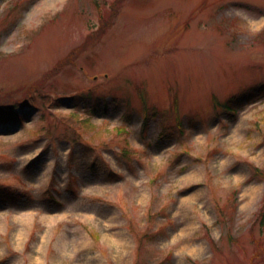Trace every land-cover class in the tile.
Here are the masks:
<instances>
[{
  "label": "rangeland",
  "instance_id": "obj_1",
  "mask_svg": "<svg viewBox=\"0 0 264 264\" xmlns=\"http://www.w3.org/2000/svg\"><path fill=\"white\" fill-rule=\"evenodd\" d=\"M114 3L0 0V264H264V0Z\"/></svg>",
  "mask_w": 264,
  "mask_h": 264
},
{
  "label": "trees",
  "instance_id": "obj_2",
  "mask_svg": "<svg viewBox=\"0 0 264 264\" xmlns=\"http://www.w3.org/2000/svg\"><path fill=\"white\" fill-rule=\"evenodd\" d=\"M120 0H115V6H117V4L119 3ZM113 11V12H112ZM110 12L111 13H115L116 10L114 7H110ZM101 20L105 21L106 20V17L103 16V18H101ZM106 31V28L104 27H99V29L97 31H95L94 33H90L88 34L85 38L87 40H93L97 35L100 36V34L103 32ZM102 33V34H103ZM101 38V36H100ZM86 42L82 45H80V47L78 48H75L74 50L72 51H80L81 49H84V47L86 46ZM77 53H71L67 56H65L64 58L58 60L57 62V67L55 69H52L50 70V74L51 72H55L57 70H59V68H61V66L67 62V61H70L73 57H75ZM37 83V82H35ZM37 87H33L32 85H30V87H28L27 89L24 90V96L23 98L26 97V95H31L33 93V91L36 89ZM73 96V95H72ZM235 95H231V98H235L234 97ZM245 97L246 96V100H251V97H253L254 99H258V98H263L264 97V82L260 83V84H256L254 85L253 87H250L249 90L243 92L240 94V96L238 97ZM96 100L98 99V97L95 98ZM18 100L19 99H16V96L10 94V93H5L3 96H2V100L0 99V122H5V121H9V120H16V119H21V115H19L18 111H17V106H14L15 104L18 103ZM3 101V102H2ZM234 108L232 107H227L226 108V111L228 112H234L233 111ZM147 110H145V115L146 114ZM154 113H156V111H154ZM77 114V113H76ZM126 115V113H125ZM89 118V117H88ZM88 118L85 119V122H87ZM146 117H144V120L146 121L145 119ZM160 136H163V133H160L159 134ZM21 192H19L20 194Z\"/></svg>",
  "mask_w": 264,
  "mask_h": 264
},
{
  "label": "bare ground",
  "instance_id": "obj_3",
  "mask_svg": "<svg viewBox=\"0 0 264 264\" xmlns=\"http://www.w3.org/2000/svg\"><path fill=\"white\" fill-rule=\"evenodd\" d=\"M210 44H211V45H216V41H215V40H212V41L210 42Z\"/></svg>",
  "mask_w": 264,
  "mask_h": 264
}]
</instances>
